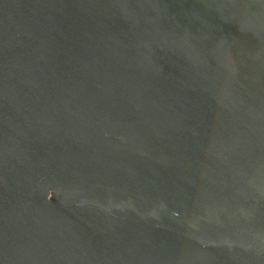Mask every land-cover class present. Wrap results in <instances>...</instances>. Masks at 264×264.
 Segmentation results:
<instances>
[{
    "label": "water",
    "instance_id": "water-1",
    "mask_svg": "<svg viewBox=\"0 0 264 264\" xmlns=\"http://www.w3.org/2000/svg\"><path fill=\"white\" fill-rule=\"evenodd\" d=\"M0 264H264V0H0Z\"/></svg>",
    "mask_w": 264,
    "mask_h": 264
}]
</instances>
